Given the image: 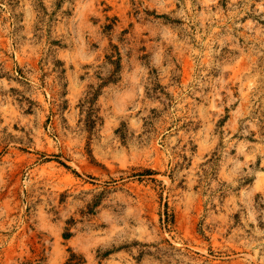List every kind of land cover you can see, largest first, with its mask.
<instances>
[{
  "label": "rangeland",
  "instance_id": "1",
  "mask_svg": "<svg viewBox=\"0 0 264 264\" xmlns=\"http://www.w3.org/2000/svg\"><path fill=\"white\" fill-rule=\"evenodd\" d=\"M0 264H264V0H0Z\"/></svg>",
  "mask_w": 264,
  "mask_h": 264
}]
</instances>
